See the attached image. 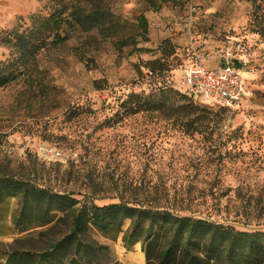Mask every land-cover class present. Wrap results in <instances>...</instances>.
I'll return each mask as SVG.
<instances>
[{
    "label": "rangeland",
    "instance_id": "374dc122",
    "mask_svg": "<svg viewBox=\"0 0 264 264\" xmlns=\"http://www.w3.org/2000/svg\"><path fill=\"white\" fill-rule=\"evenodd\" d=\"M93 4L115 15L123 31H85L69 15L67 39L42 50L25 75L0 88V171L79 199L91 196L98 205L157 202L264 231V0H168L157 10L146 0ZM52 10L48 0H0V35ZM141 15L148 20L146 40L133 26ZM129 34L136 41L124 47L119 40ZM227 52L250 91L238 107L205 105L175 89L198 54L213 67ZM9 53L0 43V62ZM160 90L193 102L207 118L188 133L181 117L124 113L136 104L131 93ZM44 145L61 156L43 152ZM26 217L19 197L0 200V264H148L141 242L125 243L129 221L115 235L92 227L38 263L71 232L72 216L21 230ZM12 252L29 255L9 262Z\"/></svg>",
    "mask_w": 264,
    "mask_h": 264
},
{
    "label": "trees",
    "instance_id": "16d2710c",
    "mask_svg": "<svg viewBox=\"0 0 264 264\" xmlns=\"http://www.w3.org/2000/svg\"><path fill=\"white\" fill-rule=\"evenodd\" d=\"M53 7L49 16L34 13L28 21L19 23L2 32L0 43L10 50L9 58L0 62V88L18 80L35 63L38 55L49 45L63 43V33L69 15L85 31H109L120 34L125 25L106 9L93 4L95 0H48ZM155 9L168 0H146ZM256 3L258 0H252ZM263 1V0H259ZM70 21V20H69ZM138 35L144 40L148 34V20L145 15L138 18ZM134 35L120 38L122 46L135 43ZM238 66V65H237ZM151 72L155 67H150ZM130 100L136 99L134 107L124 113H149L148 111L181 117L185 120L186 132L197 130L196 122L206 119L204 109L187 100H175L172 92L160 90L148 96L131 93ZM129 101L125 100L124 103ZM120 111L116 113L119 116ZM124 114H121V118ZM203 118H196V117ZM183 120V122H184ZM19 197L22 213L27 215L20 223L21 230L29 226H41L53 222L64 214L72 216L71 232L53 244V249L42 253L43 258L54 253L63 244L79 237L90 228L107 235L122 231L126 221L130 225L125 233L126 245L141 242L142 251L148 264H264V231L238 229L232 224L215 222L193 214H181L173 207L157 202H129L98 205L94 199L76 198L70 192H56L42 187L11 170L0 171V200L5 197ZM34 216L39 217L36 222ZM18 256L24 260L29 254L12 252L8 261Z\"/></svg>",
    "mask_w": 264,
    "mask_h": 264
},
{
    "label": "built area",
    "instance_id": "2783aa9c",
    "mask_svg": "<svg viewBox=\"0 0 264 264\" xmlns=\"http://www.w3.org/2000/svg\"><path fill=\"white\" fill-rule=\"evenodd\" d=\"M197 57L199 62L184 68L180 79L174 85L175 89L205 105H220L231 109L238 107L250 91L247 81L237 68V59H234L233 53L227 52L224 60L213 67L203 64L199 54ZM41 149L55 158L61 156L60 151L47 145Z\"/></svg>",
    "mask_w": 264,
    "mask_h": 264
}]
</instances>
